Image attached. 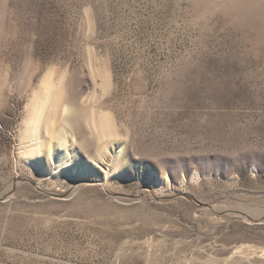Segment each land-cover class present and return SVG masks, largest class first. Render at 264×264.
<instances>
[{"label":"rangeland","instance_id":"374dc122","mask_svg":"<svg viewBox=\"0 0 264 264\" xmlns=\"http://www.w3.org/2000/svg\"><path fill=\"white\" fill-rule=\"evenodd\" d=\"M0 264H264V0H0Z\"/></svg>","mask_w":264,"mask_h":264},{"label":"water","instance_id":"95a60500","mask_svg":"<svg viewBox=\"0 0 264 264\" xmlns=\"http://www.w3.org/2000/svg\"><path fill=\"white\" fill-rule=\"evenodd\" d=\"M229 213H231V214H238V215L244 216L245 218L250 219L251 221H254L252 218H250L249 216H247V214H245L243 212L229 211Z\"/></svg>","mask_w":264,"mask_h":264},{"label":"clouds","instance_id":"9594fccd","mask_svg":"<svg viewBox=\"0 0 264 264\" xmlns=\"http://www.w3.org/2000/svg\"><path fill=\"white\" fill-rule=\"evenodd\" d=\"M111 135H113V136L117 135L116 131H115V130H113V132H112V134H111ZM102 139H103V138H102Z\"/></svg>","mask_w":264,"mask_h":264},{"label":"bare ground","instance_id":"6f19581e","mask_svg":"<svg viewBox=\"0 0 264 264\" xmlns=\"http://www.w3.org/2000/svg\"><path fill=\"white\" fill-rule=\"evenodd\" d=\"M68 110V107L65 108V112Z\"/></svg>","mask_w":264,"mask_h":264}]
</instances>
